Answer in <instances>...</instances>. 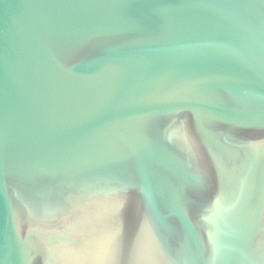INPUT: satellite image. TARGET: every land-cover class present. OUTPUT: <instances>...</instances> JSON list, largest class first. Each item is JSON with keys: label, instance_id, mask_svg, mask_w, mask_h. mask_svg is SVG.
<instances>
[{"label": "water", "instance_id": "obj_1", "mask_svg": "<svg viewBox=\"0 0 264 264\" xmlns=\"http://www.w3.org/2000/svg\"><path fill=\"white\" fill-rule=\"evenodd\" d=\"M0 264H264V0H0Z\"/></svg>", "mask_w": 264, "mask_h": 264}]
</instances>
